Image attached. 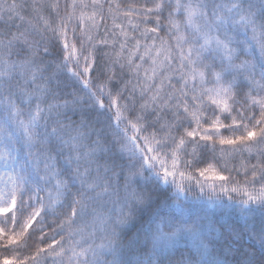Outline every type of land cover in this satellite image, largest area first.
Instances as JSON below:
<instances>
[{"label": "snow or ice", "instance_id": "6c2138e0", "mask_svg": "<svg viewBox=\"0 0 264 264\" xmlns=\"http://www.w3.org/2000/svg\"><path fill=\"white\" fill-rule=\"evenodd\" d=\"M0 264H264V0H0Z\"/></svg>", "mask_w": 264, "mask_h": 264}, {"label": "trees", "instance_id": "16d2710c", "mask_svg": "<svg viewBox=\"0 0 264 264\" xmlns=\"http://www.w3.org/2000/svg\"><path fill=\"white\" fill-rule=\"evenodd\" d=\"M61 2H63V0H61ZM125 2L126 3H133V2H135V3L139 4V3H143V0H125ZM108 23H109V25H111V20L110 19L108 20ZM245 155L247 156V154H245ZM251 162L252 163H255V159L253 158L251 160ZM233 163H235L236 167H239L240 166V164H239V158H237L236 161L229 163V167L230 168L233 166ZM225 174H227V173H225ZM232 175L237 180H241L242 181L244 179L242 170H241V173L240 174H237L236 172H233ZM52 222H53V218L51 216H49L47 218V223L48 224H52ZM230 222L233 223V224H235L237 227H239L241 229L244 227V221L239 216H233V217H231ZM220 223H224V221L223 220H220ZM257 223H259V217H257ZM216 228L219 229V224H216ZM46 232H47V229H46ZM47 234H48L49 237H51L53 235L51 232H47ZM215 235L218 237L219 236V232L217 231V233Z\"/></svg>", "mask_w": 264, "mask_h": 264}]
</instances>
